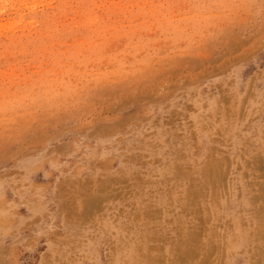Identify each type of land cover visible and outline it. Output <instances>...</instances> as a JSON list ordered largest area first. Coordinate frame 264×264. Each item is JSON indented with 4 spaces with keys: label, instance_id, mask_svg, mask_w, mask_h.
Listing matches in <instances>:
<instances>
[{
    "label": "rangeland",
    "instance_id": "374dc122",
    "mask_svg": "<svg viewBox=\"0 0 264 264\" xmlns=\"http://www.w3.org/2000/svg\"><path fill=\"white\" fill-rule=\"evenodd\" d=\"M169 263L264 264V0H0V264Z\"/></svg>",
    "mask_w": 264,
    "mask_h": 264
},
{
    "label": "bare ground",
    "instance_id": "6f19581e",
    "mask_svg": "<svg viewBox=\"0 0 264 264\" xmlns=\"http://www.w3.org/2000/svg\"><path fill=\"white\" fill-rule=\"evenodd\" d=\"M214 162V161H213ZM216 165V164H215ZM212 166L214 167V163L212 164ZM217 166H218V163H217ZM209 168V167H208ZM215 168V167H214ZM217 168V167H216ZM215 170V169H214ZM217 170V169H216ZM219 170V169H218ZM208 171V170H207ZM210 171V170H209ZM214 171L212 170V173H213ZM215 174V173H214ZM206 175V174H205ZM210 175H211V173H210ZM216 176H218V175H216ZM204 177V176H203ZM216 178H218V177H216ZM201 187V186H200ZM202 188V187H201ZM199 191V190H198ZM193 193V192H192ZM196 196V195H195ZM201 196V195H200ZM87 197V196H86ZM88 199V198H87ZM91 198H89V200H88V203H89V201H91L90 200ZM96 200V199H95ZM94 201V200H93ZM92 201V202H93ZM98 201V200H97ZM192 201V200H191ZM91 202V203H92ZM86 203V202H85ZM90 204V203H89ZM93 204V203H92ZM190 204V203H189ZM193 204V203H192ZM86 205V204H85ZM91 205V204H90ZM90 205H88V206H90ZM86 208H87V206H86ZM194 208V207H193ZM92 210V209H91ZM154 210V209H153ZM152 210V211H153ZM191 211V210H190ZM145 213V212H144ZM84 214V213H83ZM86 214V213H85ZM83 216V215H82ZM150 217V216H149ZM147 222V221H146ZM186 226V225H185ZM189 231V230H188ZM199 232V231H198ZM207 234V233H206ZM209 235V234H208ZM211 235V234H210ZM143 236V235H142ZM195 236V233H192V231L190 230V233L188 232L187 233V235H186V240H189V239H193V237ZM146 239V238H145ZM144 239V240H145ZM150 240V239H149ZM154 240V239H153ZM141 241V240H140ZM161 241V240H160ZM194 242V241H193ZM173 243V242H172ZM177 243V242H176ZM180 244V243H179ZM200 246V245H199ZM216 246V245H215ZM194 247H196V246H194ZM141 248V247H140ZM149 248V247H148ZM157 248V247H156ZM162 249V248H161ZM179 249V248H178ZM181 249V248H180ZM156 250V249H155ZM195 250V249H194ZM197 252V251H196ZM190 253V252H189ZM194 253V252H193ZM144 254V253H143ZM148 254H150V253H148ZM140 255V254H139ZM168 255H169V251H168ZM141 256V255H140ZM151 256H153V255H151ZM158 256V255H157ZM160 256V255H159ZM171 256H172V254H171ZM143 257V256H142ZM150 257V256H149ZM169 257V256H168ZM209 257V256H208ZM139 258V257H138ZM154 258V257H153ZM165 258V257H164ZM167 258V257H166ZM181 258V257H180ZM149 259V258H148ZM184 259V258H183ZM192 259V258H191ZM158 260V259H157ZM192 261V260H191ZM195 261H197L196 259H195ZM194 261V262H195ZM181 262V261H180ZM190 262V261H189ZM171 263H173V262H171ZM203 263V262H202ZM170 264V263H169ZM191 264V263H190ZM196 264V263H195Z\"/></svg>",
    "mask_w": 264,
    "mask_h": 264
}]
</instances>
